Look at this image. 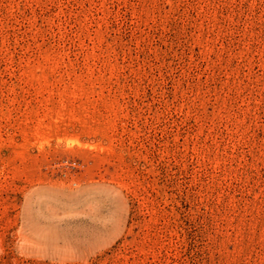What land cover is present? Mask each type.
Segmentation results:
<instances>
[{
    "label": "rangeland",
    "instance_id": "1",
    "mask_svg": "<svg viewBox=\"0 0 264 264\" xmlns=\"http://www.w3.org/2000/svg\"><path fill=\"white\" fill-rule=\"evenodd\" d=\"M0 264H264V0H0Z\"/></svg>",
    "mask_w": 264,
    "mask_h": 264
}]
</instances>
